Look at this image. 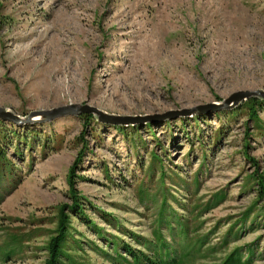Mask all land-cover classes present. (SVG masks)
Instances as JSON below:
<instances>
[{
  "label": "rangeland",
  "instance_id": "obj_1",
  "mask_svg": "<svg viewBox=\"0 0 264 264\" xmlns=\"http://www.w3.org/2000/svg\"><path fill=\"white\" fill-rule=\"evenodd\" d=\"M247 89H264V0H0V106L31 117L6 127L0 264H46L62 212L82 242L59 264H128L110 238L151 253L156 231L182 264H222L249 245L264 264L262 95L257 114L250 96L129 124L32 117L70 103L156 116ZM81 154L92 222L71 207Z\"/></svg>",
  "mask_w": 264,
  "mask_h": 264
},
{
  "label": "trees",
  "instance_id": "obj_2",
  "mask_svg": "<svg viewBox=\"0 0 264 264\" xmlns=\"http://www.w3.org/2000/svg\"><path fill=\"white\" fill-rule=\"evenodd\" d=\"M251 102L253 105L251 107L254 109L251 114H257L256 110V105H262L263 104V99L258 98L256 96L251 97ZM92 113H83V117L85 118V122H89L93 118ZM8 124H11L12 128V133H17L14 129L13 126H15V122L10 120L6 121L5 119L0 118V133H1V138H0V168L4 169L5 167L9 166L12 164V161L9 160L8 153L5 147V143H12V139L9 137V134L7 132V126H10ZM121 128H125L124 125L120 126ZM31 131L30 128L27 129V133ZM27 133L22 135L25 139L27 138ZM21 133L19 136H22ZM20 150V148H18ZM82 153V152H81ZM83 154V153H82ZM79 156L78 160L74 163V165L71 168V173H70V182L73 187V197H74V203L71 205V207L74 209L75 215L79 217H87L86 212H85V201L83 200L86 198L83 196L79 190L76 188V177L78 174L76 173V168L82 163L83 157ZM156 155V154H155ZM9 168H11L9 166ZM166 173V170H163V174ZM260 186L259 188V195H264V174L260 175ZM224 196L223 192H218L216 194L217 198H221ZM168 199V196L165 194L164 195V202L166 203ZM164 209L165 206L161 209V218L164 216ZM85 220L88 222L92 220L87 217ZM96 226V225H95ZM98 232L102 235L103 234V229L102 227H98ZM71 238L73 239V242H75L77 245H81L82 240L80 238H77L73 231H72V220L70 218V214L66 212H62L60 220H59V226H58V233L51 238L49 241V249H50V256L47 259L46 264H59L60 259L64 255L68 253V247L71 243ZM114 243L115 247L114 249L119 252V246L124 248V254H121V257L126 260V263L128 264H182L180 256L175 253L176 250H172L170 247V243L164 236V234L161 231H156L155 233V238L153 240H150L151 242H148L146 240V245L147 247L151 248V253L147 252L145 250H142L141 248H137L135 246H132L129 242H125L123 239L120 240L118 236H112L110 238V241ZM249 250H248V255L246 257L243 256L242 248L241 247H236L233 249L224 259L222 264H251L252 263V257L254 254V247L252 245H249Z\"/></svg>",
  "mask_w": 264,
  "mask_h": 264
},
{
  "label": "water",
  "instance_id": "obj_3",
  "mask_svg": "<svg viewBox=\"0 0 264 264\" xmlns=\"http://www.w3.org/2000/svg\"><path fill=\"white\" fill-rule=\"evenodd\" d=\"M262 95L264 97V89H256V90H238L231 94L228 98L225 99L224 102H211L207 105H200V106H193L188 108L179 109L176 111H168L163 114H156V116L151 114H114L106 112L95 105H91L89 103L79 104V103H70L66 105L56 106L50 109H42V110H35L32 113L33 115H38L41 120H49L53 119L57 116H62L66 114H79L81 112H93L98 114V118L101 121L111 122V123H132L138 120H149L152 117H166L172 114H192L194 112H201L204 108L207 107H215L223 108V107H230L234 104H238L243 99H246L250 96ZM0 118L7 119V120H14L16 122H24L30 121L31 117H23L22 115L14 112L12 109L4 106H0Z\"/></svg>",
  "mask_w": 264,
  "mask_h": 264
}]
</instances>
